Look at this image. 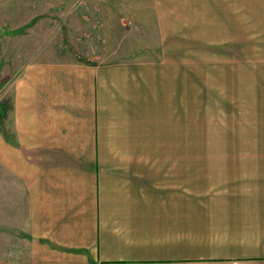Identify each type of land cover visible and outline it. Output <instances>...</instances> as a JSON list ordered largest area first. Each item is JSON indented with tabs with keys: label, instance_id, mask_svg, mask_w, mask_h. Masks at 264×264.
<instances>
[{
	"label": "crops",
	"instance_id": "crops-1",
	"mask_svg": "<svg viewBox=\"0 0 264 264\" xmlns=\"http://www.w3.org/2000/svg\"><path fill=\"white\" fill-rule=\"evenodd\" d=\"M149 2L154 24H242L241 0ZM108 16L58 24L62 52L0 99V264H264V149L194 165L172 71L136 43L104 49Z\"/></svg>",
	"mask_w": 264,
	"mask_h": 264
},
{
	"label": "rangeland",
	"instance_id": "rangeland-1",
	"mask_svg": "<svg viewBox=\"0 0 264 264\" xmlns=\"http://www.w3.org/2000/svg\"><path fill=\"white\" fill-rule=\"evenodd\" d=\"M61 1L0 0L1 104L23 65L62 52L58 24L108 20L113 12L107 39L102 38L105 25L97 27L100 45L109 52L138 44L140 51L161 58L164 73L172 71L178 113L174 147L191 150L194 165L215 166L249 164L250 150L264 149V0H241L242 24L230 27L154 24L145 14L152 11L149 0H109L98 11L90 7L92 0L77 8L75 0ZM126 14L134 24H116Z\"/></svg>",
	"mask_w": 264,
	"mask_h": 264
}]
</instances>
